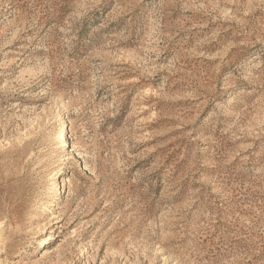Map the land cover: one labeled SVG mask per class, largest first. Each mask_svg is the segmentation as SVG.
<instances>
[{"label": "rangeland", "instance_id": "rangeland-1", "mask_svg": "<svg viewBox=\"0 0 264 264\" xmlns=\"http://www.w3.org/2000/svg\"><path fill=\"white\" fill-rule=\"evenodd\" d=\"M0 264H264V0H0Z\"/></svg>", "mask_w": 264, "mask_h": 264}, {"label": "bare ground", "instance_id": "bare-ground-1", "mask_svg": "<svg viewBox=\"0 0 264 264\" xmlns=\"http://www.w3.org/2000/svg\"><path fill=\"white\" fill-rule=\"evenodd\" d=\"M62 127H63V129L61 130V132L58 133V136H57V138H58L59 141H62L65 138V135H64L65 134V125H63ZM36 218L37 217H35L34 219H36Z\"/></svg>", "mask_w": 264, "mask_h": 264}]
</instances>
